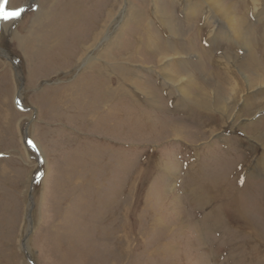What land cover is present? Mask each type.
<instances>
[{"label": "rangeland", "instance_id": "1", "mask_svg": "<svg viewBox=\"0 0 264 264\" xmlns=\"http://www.w3.org/2000/svg\"><path fill=\"white\" fill-rule=\"evenodd\" d=\"M146 1L150 0H131L139 13L155 4L151 0L148 7ZM158 1L177 17L180 26L184 23L181 30L188 38L184 41L173 33L167 35L164 21L147 11L158 39L173 41L177 47L191 42V61L179 59V64L167 71L180 77H173L172 82L195 79L205 95L200 96L197 88L185 87V82L180 86L186 88L187 96L175 88L169 90L170 85L157 71V61L152 62L154 56L135 46L129 13L117 7L104 28L106 36L97 46L101 48L108 36L117 39L118 34L133 43L127 52H136L137 56L127 55V83L140 72L147 78L146 86L153 88L160 107H151L148 96L146 99L130 84L126 97L124 89H115L117 73L109 70L105 75L101 69L105 63L96 61L93 73L100 74L111 92L110 103L105 105L110 107L109 114L103 103L101 107L95 105L89 92L92 89L86 85L91 79L82 62L90 56L85 57L82 50L90 44L91 32H80L91 13L89 7L97 3L98 14L103 15L109 6L107 1L9 0V7L23 6L27 11L17 20H0V264H264V172L257 163L264 148V110L254 112L264 107L257 99H262L264 86L248 90L252 100L236 120L240 97L233 98V106L237 105L228 121L220 111L223 109L216 107L226 108L233 94L224 84L226 71L214 63V56L236 58L235 51H241L227 47L230 40L222 41L221 34L206 45V27L201 21L204 6L197 10L187 6L185 11H189L183 18L178 0ZM246 1L231 3L232 9L240 2L239 11L246 12ZM229 5L223 6L230 9ZM40 11L41 23L37 25ZM250 11L252 8H248L247 16L253 20L249 19L247 29L253 32L255 56L260 57L261 46L256 45L255 37L263 40V15L251 17ZM125 18L127 23L123 24ZM208 19L210 27L211 13ZM197 26H201V34ZM47 29L58 30L52 41L47 38ZM40 32L47 37H40ZM114 33L117 35L112 36ZM143 38L147 42L146 34ZM123 55L116 50L115 57L99 59L108 63ZM233 70L244 81L236 67ZM218 78L224 91L216 88ZM142 83L143 79H136L141 90ZM119 95H124L122 102H117ZM146 118L149 122L143 124ZM170 121L184 128L182 137H173ZM253 127L259 128L261 135L252 133ZM214 180L224 183L222 188L227 190H215L218 197L211 200L213 204H195L192 195L201 193L199 190L214 197ZM200 182H208V187L201 189ZM234 188L242 194L232 200ZM220 208L224 224L214 219L217 211L210 213ZM239 209H244L242 216L248 220L239 217ZM206 227L209 229L204 230Z\"/></svg>", "mask_w": 264, "mask_h": 264}, {"label": "bare ground", "instance_id": "2", "mask_svg": "<svg viewBox=\"0 0 264 264\" xmlns=\"http://www.w3.org/2000/svg\"><path fill=\"white\" fill-rule=\"evenodd\" d=\"M107 1V4H109V6L106 7V9L104 10V14L102 15V13L99 15L98 13V10L100 9V7L97 6V3L95 5H93L92 8L89 7V9L91 10V13L89 14V17H86V25H84L83 27H80V32L84 35H88L90 34L91 32V40L88 42L90 44H87L86 45V48H84L82 51L84 53V56L86 57L87 55H89L90 57H87L85 59H83V62L86 66L83 68L87 73V76L89 77V79H91V82H84L83 80V83L86 84L88 87H90L92 90L89 92H92L93 96H94V99H93V102L95 103V105H99L101 107V104L103 103L104 106L107 105V103L110 101V91H109V87H108V83H106L105 80H102L98 75L100 74H97V73H93V64L97 61L98 63H105L106 66H102L101 69L102 71L104 72L105 75H109L107 72L109 70L113 71V72H116L117 74L115 75H118V77H115V82H117V85L115 87V89H124V95L127 97V93L128 95L130 94V92H128V88L127 86L130 84L131 87H134L136 91L140 92L146 99H147V96L149 98V100L153 103V104H148L151 105V107H160L159 105H157V102L154 98L155 96V92L153 90V88H150L149 86H146V80L147 78L145 79V77L143 75L139 73H137L135 75V77H132L129 81V83H127V66H126V63L127 61V55H129V57H136L137 56V53L136 52H127V47L130 45H134L137 46V47H142L144 48V51L145 53H148L151 57L152 55L154 56L152 59V62H156L158 63V66H160L158 68V73L159 75L161 76L162 78V81H165L164 83L166 84H169L170 85V89H173L175 88L179 93H182L183 96L186 95L185 93V89L186 88H182L183 86H180V84L182 82H185V87L189 86V87H194V88H197L199 90V94L200 96H203L205 95V92L204 94L202 93V88L199 87L200 83H195L194 80L195 79H189L186 78L185 80H181L180 84H175L173 79L176 78V74L175 73H168L167 71H169V69L173 66V65H178L179 64V59L185 61V62H190L191 61V58L193 57V54L191 52H189L188 48H190L191 46V42L190 43H186L185 45L184 44H181L180 43V46H175L173 45V41H170L169 42H166V41H161L158 39L156 33L154 32L153 29H151V26H150V21L148 19L149 16V12L150 14H154L156 16V18H158V21L162 22L163 25L165 26L166 28V31H167V35H170L171 33H173L174 35H177V37L181 38V39H184V41L187 38V36H183L184 34V31L181 30L182 28V24L181 26L179 25V22H178V19L177 17L174 16V14L171 12V11H166L165 8L162 6L161 2L158 1V0H153L154 1V5L152 6V8L150 10H146L145 12H141L140 13L138 12V8L135 6V4L133 2H131V0H106ZM143 1V0H141ZM151 1V0H150ZM150 1H146L147 2H150ZM224 1L226 0H178V4L180 6V11H179V14L182 15V17H186V13L185 12H188V11H185L186 7L188 6V8L190 7H196V10L200 7V6H204L203 9H201V11L203 12L202 16H203V19L201 20L202 21V25H204L206 27V35H205V40H207V43L206 45H211V41H214L216 36H218L219 34H221L222 36V41L225 42L226 39L230 40V41H226V43L228 45H226L227 47L233 49V50H238L241 51V53L238 54L237 51L236 52V58H233L230 54V58L226 59L225 58H220L219 55L216 54V56H214V59H216V63L218 66H223V68L225 69L226 71V78L223 79L224 80V84H226L228 87V90L230 88V94H233V97L230 95V102H229V107L227 106L226 108L223 106V107H216V108H222L223 110H220L222 115H225L224 117L227 118V120L229 121L230 118L232 117V115L234 114V109L236 108L235 106L237 104H239L240 107L237 108L236 112H235V120L237 118H239L241 116V113L244 111L246 104L252 100L251 98L253 97V94L252 93H249L248 90L249 89H252V88H255V87H259V86H264V35L262 36L263 40L262 39H259L261 37H255V40L257 41L256 45L257 46H261L260 47V51H261V55L260 57H257L255 56V47L254 45L252 44L253 41H254V35L252 34L253 32L251 30H248L247 27L249 26L248 23H249V19L248 16H247V11H248V8L251 6L254 8V10L256 9H260L262 12L260 13V15H263V17L261 18V20L264 21V0H247L246 1V12H241L239 11V3L236 4L234 7L235 9L233 10L232 9V6H231V1L230 0H227L228 2H230V5L229 3H224ZM233 3H237V0H232ZM245 1V0H244ZM145 2V1H144ZM232 3V4H233ZM251 3V4H250ZM94 4V3H93ZM150 4V3H149ZM149 4L147 3L148 7H149ZM152 4V2H151ZM242 4V3H240ZM223 5H229L230 6V9L227 8V7H224ZM234 5V4H233ZM119 7L118 9H122L124 11H127L129 13L128 15V19H129V16L131 18V20L133 21V26H132V29L131 31H133V33H135L133 39H134V44H129L127 43L128 42V39H121L119 37V34H112L113 35H117V39H115L114 37H111V36H108V39L105 40V42L102 44L101 48H99L97 45L100 43V41L102 40V38H104V35H105V27H107V24L110 23L111 19H113V12L116 10V8ZM41 8V7H40ZM192 9V8H191ZM190 9V10H191ZM242 10V9H241ZM245 10V9H244ZM149 11V12H147ZM213 13H212V12ZM258 11V10H257ZM121 12V11H120ZM127 12H125L127 14ZM254 12V11H252ZM260 12V11H259ZM123 13V12H122ZM124 13V14H125ZM196 13L193 12V15ZM209 13H211V26L209 27L208 24L206 23H209V19H208V15ZM42 14V11H40V13L36 16V21L35 23L37 25H39L41 23V15ZM98 14V15H97ZM116 14V13H115ZM254 14V13H252ZM119 15V14H118ZM218 15V16H216ZM124 16V15H123ZM259 16V15H258ZM117 17V16H116ZM115 17V18H116ZM153 17V16H152ZM254 17V16H253ZM257 18V17H256ZM120 19V18H119ZM126 19V18H125ZM124 19V20H125ZM245 19V20H244ZM252 19V18H251ZM250 19V21H252ZM259 19V18H258ZM257 19V20H258ZM121 20V19H120ZM181 20V19H180ZM247 20V21H246ZM119 21V20H118ZM117 21V22H118ZM222 21V22H221ZM260 21V20H259ZM116 22V24H117ZM146 25H144V23ZM183 22V21H182ZM127 23V19L125 21H123V24ZM129 26H130V23H128ZM81 25H83V23L81 22ZM94 25V26H93ZM248 25V26H247ZM93 26V27H92ZM126 26V25H125ZM185 26V25H184ZM7 27V26H6ZM50 27V26H49ZM92 27V29L90 28ZM198 27L201 28V26H197L196 27V30L198 31V34H201ZM89 28L91 29V31H89ZM44 30V28H41ZM116 29V28H115ZM124 29V28H123ZM127 29V27L125 28ZM124 29V30H125ZM195 29V28H194ZM253 30V28H251ZM49 30V36L47 37L46 35L42 34V32H40V37L44 36L45 38L47 37L48 39H50L52 41V39L55 37L56 33L58 32V30H54V32H51L50 29H47ZM185 30V29H183ZM118 31H121L118 30ZM225 31V33L223 32ZM115 32V31H114ZM264 33V32H263ZM146 34L147 37H148V40L147 42H144L145 39L143 38V35ZM262 34V33H260ZM83 35V36H84ZM156 35V37H155ZM39 36V35H38ZM106 36V35H105ZM192 37V36H191ZM201 37V36H200ZM194 38V37H193ZM176 39V38H175ZM68 40V39H67ZM104 40V39H103ZM144 40V41H143ZM165 40V39H164ZM173 40V39H172ZM204 40V41H205ZM133 41V40H132ZM168 41V40H167ZM177 41L179 42L180 39ZM175 41V42H177ZM84 43H86L84 41ZM179 44V43H178ZM260 44V45H259ZM182 45V46H181ZM187 45V46H186ZM256 46V47H257ZM68 47V43L66 44V49ZM122 47H125L124 50H122ZM134 47V46H133ZM202 47V46H201ZM226 47V48H227ZM263 47V48H262ZM258 48V47H257ZM191 49V48H190ZM259 49V48H258ZM116 50L118 51H122L124 54L126 55H123L121 57V59L117 60V61H112V62H108L107 61H103V60H100L99 57H104L106 59H110V58H113L115 57V52ZM203 50V49H202ZM1 51V50H0ZM170 51V52H169ZM213 51V50H212ZM193 52V51H192ZM191 53V54H189ZM260 53V52H259ZM258 54V53H257ZM5 55V54H4ZM148 55V56H149ZM201 55V54H200ZM212 55V54H211ZM199 57V56H198ZM196 57V58H198ZM242 58V59H239ZM78 58H81L78 56ZM200 59V58H199ZM213 59V60H214ZM80 60V59H79ZM194 61V60H193ZM125 62V64H124ZM196 62V61H195ZM212 62V61H211ZM131 63V62H130ZM192 63V62H191ZM194 63V62H193ZM251 63H253L254 65H252ZM113 64V65H112ZM186 64V63H185ZM95 65V64H94ZM196 65H199L196 63ZM203 65V64H202ZM87 67H90V69H87ZM236 67V70L240 73V75H242L243 80H241V78H239L237 76V74L234 72L233 68ZM16 68V67H15ZM219 68V67H218ZM17 69V68H16ZM95 69L97 71H99L96 67ZM18 71V70H17ZM222 71V70H221ZM235 73V75H234ZM210 76L212 77L213 73L212 72H209ZM94 75L96 76L95 77V80L93 79L94 78ZM219 75V74H217ZM221 75V74H220ZM222 76V75H221ZM230 76V77H229ZM175 77V78H173ZM143 79V83H142V90H141V87L139 88L137 85H136V79ZM206 78V77H205ZM221 78V77H220ZM230 78V79H229ZM129 79V78H128ZM169 79V80H168ZM176 79H180L179 78H176ZM183 79V78H182ZM219 79V78H218ZM234 79V81L232 80ZM93 80V81H92ZM206 80V79H205ZM217 80V79H216ZM230 80V81H229ZM95 81V82H94ZM213 81V80H212ZM211 81V82H212ZM220 81V84L218 83L216 85V88L221 91H224L225 89H222L223 87H225L223 85V83L221 82V79H219ZM203 82L204 86L207 87L206 85V81H203L201 80V83ZM217 83V82H216ZM128 84V85H127ZM144 84V85H143ZM209 84V83H208ZM201 86V85H200ZM212 86V85H211ZM94 87V88H93ZM155 87V86H154ZM204 88V87H203ZM212 88V87H211ZM210 89V88H208ZM207 90V88H206ZM214 90V89H213ZM212 90V91H213ZM16 93V92H15ZM115 93V91L113 92ZM222 93V92H221ZM252 94V95H251ZM262 94V99L260 100V98H257L259 99V104H262L264 105V89H263V92L261 93ZM123 95V96H124ZM249 95V96H248ZM123 96L119 95V96H116L117 97V102H119L118 99H120V101L122 102L123 101ZM187 96V95H186ZM239 96L240 97V100L237 102V104H235L233 106V98L235 99V97ZM122 97V98H121ZM135 97V96H134ZM190 97V96H189ZM202 98V97H201ZM136 99V98H135ZM168 99V98H167ZM172 99V98H171ZM189 99V98H188ZM191 99V98H190ZM237 99V98H236ZM131 100V99H129ZM169 100V99H168ZM140 101V100H139ZM148 101V100H147ZM167 101V100H164V102ZM135 102V101H134ZM227 102V101H226ZM110 103V102H109ZM138 103V102H137ZM18 104V106H20L21 108H24L20 102L19 103H16ZM127 104V103H126ZM141 104V103H140ZM165 104V103H164ZM203 105V104H202ZM222 105V104H221ZM167 106V105H166ZM28 107V106H27ZM106 107V106H105ZM112 107V106H111ZM130 107V106H129ZM150 107V106H149ZM107 108V113L111 114L112 112L110 111V107H106ZM206 108H209V107H206ZM255 108V107H254ZM105 109V108H104ZM231 109L229 112L228 110ZM258 109L261 110H264V107H259L257 109H255L254 112H256ZM181 113V112H180ZM148 114V113H147ZM170 117V116H169ZM187 117V116H186ZM179 118V117H178ZM254 118V117H253ZM147 120V121H146ZM142 123L144 124V122H149V119H142ZM258 121H263L262 119L258 120ZM141 122V121H140ZM153 122V121H152ZM176 122V121H175ZM175 122H172L170 121V123L172 124L170 126V130L171 132L173 133V137H182V133H183V129L181 127H179L178 124H175ZM237 122V121H236ZM156 124V122H154ZM164 123V122H163ZM228 123V122H227ZM233 123H234V120H233ZM247 123V122H246ZM150 124V123H149ZM152 124V123H151ZM250 124L254 125L255 122H250ZM148 125V124H147ZM166 125V124H165ZM183 125V124H182ZM227 125V124H226ZM150 126V125H149ZM245 126V125H244ZM155 127V126H153ZM255 128V127H253ZM259 128H255L252 133H255V134H259L261 135V131L258 130ZM263 129V128H262ZM169 130V131H170ZM258 132V133H257ZM248 133V132H247ZM167 136V135H166ZM172 137V136H171ZM170 137V138H171ZM238 140V139H237ZM257 141V140H256ZM255 142V141H254ZM242 144V143H241ZM217 158V157H216ZM258 167L260 170H262L264 172V148L262 150V153L261 155L258 156ZM44 165V164H43ZM202 165V164H201ZM216 166V165H215ZM44 167V166H43ZM212 168H215L213 166H211ZM231 167V166H230ZM237 167V166H236ZM219 168V167H218ZM224 168V167H223ZM47 169V168H46ZM208 169H211V168H208ZM231 169V168H230ZM236 169V168H235ZM242 169V168H241ZM254 169V168H252ZM256 169V168H255ZM207 170V168H206ZM213 170V169H212ZM219 170V169H218ZM222 170V169H220ZM224 170V169H223ZM228 170V169H227ZM38 171L40 172L41 170L38 168ZM208 171V170H207ZM217 171V170H216ZM235 171V170H234ZM237 171V170H236ZM235 171V172H236ZM210 172V170L208 171ZM220 172V171H219ZM215 173V172H214ZM223 173V172H221ZM226 173V172H224ZM237 173V172H236ZM203 174V173H202ZM234 174V173H233ZM225 175V174H224ZM208 176V175H207ZM214 176V175H213ZM218 174L215 176L217 178ZM220 176V174H219ZM207 178V177H206ZM210 178V177H209ZM211 178H212V175H211ZM222 178V177H220ZM224 178V177H223ZM208 179V178H207ZM225 179V178H224ZM212 180V179H210ZM216 180V179H215ZM214 180V181H215ZM222 180V179H221ZM226 180H227V177H226ZM209 181V180H208ZM218 181V180H217ZM225 182V180H223ZM212 182V181H211ZM201 184H199V186L201 187V189H205V186L207 185L208 187V182L206 183H202L200 182ZM215 183V184H214ZM212 184V186H215L216 189H213L212 190V193H214V197H210L208 196L207 194H205V191H200L201 193H204L205 195H202L201 193H197V194H193L192 197L194 200V203L195 204H202L204 206H207L210 202L212 203V199L214 198H217L218 196L216 195L215 193V190L218 191L220 190L224 185V183H219L218 182H214ZM219 184V185H216V184ZM226 183V182H225ZM210 185V184H209ZM190 186V184H189ZM193 186V185H192ZM211 186V185H210ZM227 186V184H226ZM225 186V187H226ZM238 187V186H237ZM186 188V187H184ZM210 189V188H209ZM223 189V188H222ZM237 189V188H236ZM235 188L233 189L234 190V193H237V195H234L233 193V199H239L238 197V193L240 192H237ZM239 189V188H238ZM223 190H227V189H223ZM232 190V192H233ZM244 190V189H243ZM242 190V191H243ZM192 191V190H191ZM221 191V190H220ZM230 193H231V190H229ZM208 193V192H207ZM229 193V194H230ZM222 194V193H221ZM225 192L223 193V196H224ZM242 194V193H240ZM186 195V194H185ZM184 195V196H185ZM188 195V193H187ZM186 197H191V196H187ZM208 196V200H207V196ZM198 196L200 197V199L198 198ZM210 197V199H209ZM226 198V197H224ZM191 199V198H190ZM189 199V200H190ZM227 199V198H226ZM187 200V199H186ZM215 200V199H214ZM235 201V200H234ZM233 201V202H234ZM238 201V200H236ZM240 201V200H239ZM193 202V201H192ZM214 202V201H213ZM228 202V201H227ZM241 202V201H240ZM257 203V202H256ZM255 203V204H256ZM213 204V203H212ZM235 204V203H234ZM125 205V204H124ZM210 206V205H209ZM236 206V204H235ZM185 207V206H184ZM192 207V205H191ZM201 207V208H202ZM211 207V206H210ZM187 208V207H185ZM190 208V206H189ZM188 208V209H189ZM213 208V207H211ZM184 209V208H183ZM232 210V209H231ZM98 211V210H97ZM100 211V210H99ZM189 211V210H188ZM188 211H186L188 213ZM214 211H217L215 215H213L214 219L215 220H218L219 222H223L224 224V221H222V217H221V211L222 209L220 208L219 210H215V209H212L210 211V213L212 214ZM240 213H238L239 217L240 218H244L242 216V214L244 213V209L240 210ZM238 211V212H239ZM184 212V210L182 211ZM190 212V211H189ZM224 212V211H222ZM103 213V212H102ZM109 213V212H108ZM109 215V214H107ZM111 215V214H110ZM109 215V216H110ZM114 216V214H112ZM101 217V216H100ZM107 217V216H106ZM200 217V216H199ZM197 218V217H196ZM211 218V217H210ZM201 219V218H200ZM206 219V218H205ZM204 221L206 222L209 218H207V220ZM245 220H248V218H244ZM106 220V219H105ZM182 220V219H181ZM180 220V221H181ZM194 220V219H193ZM198 220V219H197ZM227 220V219H226ZM109 221H110V218H109ZM112 221V220H111ZM179 221V222H180ZM199 221V220H198ZM203 221V222H204ZM242 221V220H241ZM178 222V223H179ZM201 222V221H200ZM228 222V221H227ZM226 222V223H227ZM247 222V221H246ZM111 223V222H110ZM192 223V222H191ZM198 223V222H196ZM195 223V224H196ZM102 224V223H101ZM106 224V223H105ZM220 224V223H219ZM222 224V223H221ZM181 225V224H180ZM201 225V224H199ZM198 225V226H199ZM205 225V223L203 224ZM217 225V224H216ZM231 225V223H230ZM179 226V225H178ZM183 226V225H182ZM194 226V223L193 225ZM197 226V225H196ZM197 226V227H198ZM208 226V225H207ZM185 227V226H184ZM201 227V226H200ZM211 227V226H209ZM217 227V226H216ZM229 227V225H228ZM231 227V226H230ZM183 228V227H182ZM193 228V227H191ZM199 228V227H198ZM213 228V227H212ZM210 228V230L212 229ZM232 228V227H231ZM195 229V227H194ZM193 229V230H194ZM200 229V228H199ZM198 229V231H199ZM202 229V228H201ZM206 229H209L208 227H206L204 230ZM218 229V227H217ZM238 229V228H237ZM89 230V229H88ZM192 230V231H193ZM225 230V229H224ZM104 231V230H103ZM108 231V230H107ZM196 231V233L198 232ZM202 231V230H201ZM217 231V230H216ZM249 231V230H248ZM106 232V231H105ZM200 232V231H199ZM207 232V231H206ZM205 232V233H206ZM212 232V230H211ZM194 233V232H193ZM203 233V232H202ZM215 233V232H214ZM218 233V232H217ZM227 233V232H226ZM230 233V231H229ZM198 234V233H197ZM216 234V233H215ZM219 234V233H218ZM231 234V233H230ZM103 235V234H102ZM200 235H201V232H200ZM205 235V234H204ZM211 235V234H210ZM209 235V237H210ZM228 235V233H227ZM225 234V236H227ZM235 235V234H234ZM198 238H199V234L196 235ZM206 236V235H205ZM214 236V235H213ZM225 236H222L224 238H226ZM231 236V235H230ZM229 236V237H230ZM236 236V235H235ZM202 238V242L205 243L203 241L204 237L203 235L201 236ZM240 237V236H239ZM196 238V237H195ZM197 238V239H198ZM212 238V237H211ZM213 238H216L213 237ZM228 238V236H227ZM233 238V237H232ZM245 238V236H244ZM208 239V237H207ZM218 239V238H217ZM231 239V238H229ZM237 239V238H235ZM107 240V239H105ZM109 240V239H108ZM195 240V239H194ZM219 240V239H218ZM233 240V239H231ZM126 241V240H124ZM196 241V240H195ZM201 241V240H200ZM208 241H210V238L208 239ZM213 241V240H211ZM221 241V240H219ZM219 241H217L219 243ZM107 242V241H106ZM194 242V241H193ZM198 242V240L196 241ZM201 242V243H202ZM214 242V241H213ZM212 242V243H213ZM116 243V242H115ZM126 243V242H125ZM202 243V244H203ZM215 243V242H214ZM239 243H242V242H239ZM238 243V244H239ZM200 244V243H198ZM211 244V243H210ZM231 244V243H230ZM234 244V241L233 243ZM243 244V243H242ZM197 245V243H196ZM204 245V244H203ZM203 245H201L203 247ZM207 245V244H206ZM205 245V248H207ZM209 245V243H208ZM229 245V244H227ZM211 246V245H210ZM216 246V245H215ZM224 246V245H223ZM193 247V246H192ZM196 247V246H195ZM199 247V246H198ZM213 247V245L211 246V248ZM225 247V246H224ZM210 248V250H212ZM216 248V247H215ZM124 249V248H123ZM202 249V248H201ZM208 249V248H207ZM81 250V249H80ZM199 250V249H198ZM190 251V250H189ZM197 251V250H195ZM200 252V250H199ZM204 252V251H203ZM208 252V251H206ZM205 252V253H206ZM210 252V251H209ZM252 255V254H251Z\"/></svg>", "mask_w": 264, "mask_h": 264}, {"label": "snow or ice", "instance_id": "3", "mask_svg": "<svg viewBox=\"0 0 264 264\" xmlns=\"http://www.w3.org/2000/svg\"><path fill=\"white\" fill-rule=\"evenodd\" d=\"M27 9L23 6L11 8L9 0H0V20L9 21L19 19Z\"/></svg>", "mask_w": 264, "mask_h": 264}, {"label": "crops", "instance_id": "4", "mask_svg": "<svg viewBox=\"0 0 264 264\" xmlns=\"http://www.w3.org/2000/svg\"><path fill=\"white\" fill-rule=\"evenodd\" d=\"M239 0H237V2H238ZM243 1V0H242ZM247 7V6H246ZM249 8H250V6H249ZM251 8H252V11H254V12H252V11H250V16L252 17L253 15H255V14H260L262 11L260 10V9H256V10H254V8L251 6ZM258 10V11H257ZM260 11V12H259ZM252 13H254V14H252Z\"/></svg>", "mask_w": 264, "mask_h": 264}, {"label": "water", "instance_id": "5", "mask_svg": "<svg viewBox=\"0 0 264 264\" xmlns=\"http://www.w3.org/2000/svg\"><path fill=\"white\" fill-rule=\"evenodd\" d=\"M19 88H21V84H20V86H19ZM16 103H19V102H16ZM21 109H24V108H21ZM27 140H25V142H26ZM27 144V143H26ZM36 153H37V151L36 150H34ZM29 200H30V203H31V207H32V205H33V202H32V199H31V196H30V194H29ZM27 257V256H26ZM30 259V258H29ZM30 261H31V259H30ZM31 263L33 264V262L31 261Z\"/></svg>", "mask_w": 264, "mask_h": 264}]
</instances>
